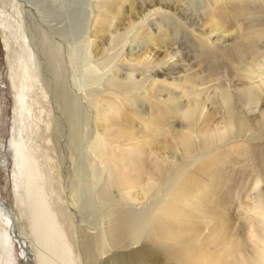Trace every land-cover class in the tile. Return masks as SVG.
<instances>
[{
    "label": "bare ground",
    "instance_id": "1",
    "mask_svg": "<svg viewBox=\"0 0 264 264\" xmlns=\"http://www.w3.org/2000/svg\"><path fill=\"white\" fill-rule=\"evenodd\" d=\"M64 2L56 7L42 0L35 6L27 0L33 6L30 7L26 0H16L15 6L22 10L23 25L36 53L38 103L44 97L48 100L45 106L41 105L46 109L45 118L38 121V161L25 143L14 137L10 140L13 188L15 192L19 190L17 187L23 190L30 234L17 227V211L0 197V264H15V256L23 264H76L70 258V247L59 224L64 219L75 224L78 246L83 252L96 245L101 229L106 236L103 242L108 246L102 254L111 252L126 240L136 244L145 238L152 244H144L136 251L138 261L160 253L164 264H235L229 249L218 252L215 225L210 227L209 243H203V234L195 225L202 222L206 227L202 207L197 205L202 192L186 180L197 181L189 168L202 169L203 163L197 160L204 154L203 148L239 137L254 123L264 125V118L256 116L260 92L264 89V56L253 61L236 60L235 70L240 71L241 87L228 90L220 86L218 92L208 97L211 104L225 112L222 128L201 131L197 123L204 120L205 100L200 96L204 90L196 89L189 94V87L187 93L191 98L187 96L188 99L182 101L181 93L174 92L173 83L161 85L160 89L156 85L157 70L176 67L185 61L181 49L166 51L168 57L161 64L152 57L159 50L156 46L166 45L172 39L170 35L187 30L189 19L185 18V12L195 17L198 9L206 10L223 0ZM137 7L139 10L135 12ZM216 24L212 22L213 29ZM11 27L0 17L3 32ZM3 44L6 49L5 38ZM20 50L29 59L30 49L21 45ZM24 65L21 66L23 71ZM191 80L194 84L202 83L198 77ZM14 83V106L19 108L18 102L22 101L19 93L28 83L18 82L19 89ZM163 90L167 96L162 98ZM153 92L159 95L154 99L164 108V118L173 134L178 133L174 128L176 120L185 128L180 134L181 147L157 154L146 138L140 141L141 147L135 145L129 153L122 154L115 144L120 138L134 140L137 130L130 126L131 116L147 115L142 100L147 102L146 95ZM238 102L241 109L234 113ZM117 119L125 128L112 129L113 120ZM158 124L151 130L158 132ZM48 126L47 136L53 141L56 165L62 177V203L57 209L51 207L46 195L50 181L45 153ZM142 151L150 154V159L151 156L157 159L153 170L146 174L139 159ZM101 166L108 169L107 175L111 178L96 186ZM118 181L127 183L124 190L118 189L119 197L111 191V186ZM132 188L141 191L140 197L133 196ZM257 204L254 211L258 217H254L264 242L263 194ZM191 213L193 220L188 218ZM209 244H213L212 250ZM107 260L110 264H126V258L117 254L108 256ZM240 264L246 262L242 259Z\"/></svg>",
    "mask_w": 264,
    "mask_h": 264
},
{
    "label": "rangeland",
    "instance_id": "2",
    "mask_svg": "<svg viewBox=\"0 0 264 264\" xmlns=\"http://www.w3.org/2000/svg\"><path fill=\"white\" fill-rule=\"evenodd\" d=\"M30 1L35 6L42 2V0H28V2ZM43 1L48 2L50 6L60 7L63 1L67 3L69 0ZM15 5L16 0H0V17L12 26L6 32L0 28V197L8 206L17 211V227L30 234L28 208L25 206L23 190L21 187H17L19 190L15 192L13 188L14 166L10 140L14 137L25 143L30 148V153L38 161V121L42 122V119L45 118L46 109L45 107L41 108V105L42 103L46 104L48 99L44 97L43 101L38 103L39 82L38 75L34 70L36 53L30 45L28 31L23 25L22 10ZM30 7L33 6L30 5ZM201 9L197 10L195 17L191 16L189 12H185V18L189 19L187 22L189 24L186 25L187 30L183 34L170 35L172 39L166 45L156 46L155 49L159 48V50L152 58L154 62L161 64L168 57L166 51L173 52L177 48L181 49V56L185 61L176 67L169 69L163 67L157 70L159 73H157L156 85L160 89L161 85L173 83L175 86L173 90L177 95L181 93L179 95L182 96V101L187 100L188 97L191 98L189 94H192L196 89H203L204 94L200 96L202 101L205 100L203 102L205 104L204 120L197 123V125L199 124L197 129L200 128L201 131H204L219 126L222 128L225 117L224 110L213 103L211 104L208 97L210 98L214 92H218L220 86L232 90L239 89L242 85L240 71L235 70L238 65L236 60L253 61L264 56V2L261 0L241 2L223 0V3L211 4V8ZM138 10V7L135 8V12ZM212 22L217 23L216 29H213ZM3 38L6 39L8 46L6 49ZM21 45L30 49L29 59H27L28 56L21 53ZM24 63L23 71L21 66ZM231 67L234 70H228ZM32 74L36 76L31 77ZM18 77L22 78L20 80L22 83L25 82L28 85L20 91L19 96L22 101L18 102L19 108H15L14 82L17 85L18 82L21 84L17 80ZM193 77L200 78L202 83L194 84L191 80ZM17 88L19 89L21 86L18 85ZM166 96V91L163 90L162 98ZM156 97L159 95L153 92L152 95H146L147 102L142 100L147 115L140 113L138 116H131L133 120L130 126L137 132L133 141L120 138L115 144L117 150L122 154L129 153L135 145L141 147L140 141L146 138L150 140L151 149L155 150L157 154L169 153L176 147H181L179 145L180 134L185 131V128L179 125V120H176L174 128L178 133L173 134L171 126L169 127L164 118L165 110L161 104L155 101ZM259 102L260 106L257 107L256 116L264 118V89L260 92ZM240 109L241 106L238 102L234 107V113ZM40 118L42 119L40 120ZM156 123H159L158 132L151 130ZM116 126L125 128V125L120 124V119L113 120L112 129ZM48 131L49 126L45 132V134L47 133L45 153L47 165L49 164L46 172L49 176L48 181L50 180L47 182L48 185L46 184V195L51 202V207L57 209L62 203V177L60 169L56 165L53 141L47 136L49 135ZM161 131L165 133L163 134ZM203 152L202 157L197 160L199 164L203 163L202 169L197 166L189 168L191 175L196 176L197 181L186 180L191 187H196L202 192V195L197 198V205L202 207L201 211L205 220L203 222L206 223V227L202 226V222L195 225L203 234L201 236L204 239L203 243H209L210 227L215 225L214 233L218 235V252L229 249L230 256L235 259V264H240L242 259L246 264H264L263 235L258 234L261 233L260 225L256 222L257 220L255 221L258 215L254 211L260 196L263 194L264 197V125L254 123L243 131L241 136L206 146L203 148ZM178 153H180L179 150ZM152 158L153 156H151ZM139 159L144 164L145 174L153 170L154 163L157 161V159L151 160L150 154H144L143 151L139 153ZM107 170L103 166L99 168L96 186L101 184L104 179L110 180L111 176L107 175ZM129 172L132 175L130 169ZM145 174H143V179H145ZM143 183L144 181L141 184ZM126 184V182L118 181L115 186H111V191L119 197L118 189L124 190ZM130 190L133 196L140 197V190L135 188ZM16 202L19 206H16ZM137 203L138 201L135 204ZM192 216L193 213L188 215V218L192 219ZM193 223L194 221H192ZM59 224L65 234L66 243L70 247V258L76 264H110L107 260L108 256L112 257L116 254L125 257L126 264H164L160 253L150 254L145 259L137 260L136 251L144 244L151 245L149 239L144 238L136 244H131L126 240V243H120L111 252L102 254L101 251L108 249V246L103 242L106 241V236L100 229L96 245L92 246L90 251L84 250L83 252L78 246V236L73 221L64 219ZM191 226H189L190 230ZM209 245V249L212 250L213 244ZM30 249L32 250V248ZM15 264H23V261L15 256Z\"/></svg>",
    "mask_w": 264,
    "mask_h": 264
}]
</instances>
